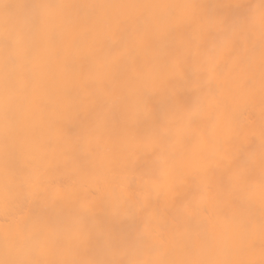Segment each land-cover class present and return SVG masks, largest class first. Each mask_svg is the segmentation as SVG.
Wrapping results in <instances>:
<instances>
[{
    "label": "clouds",
    "instance_id": "obj_1",
    "mask_svg": "<svg viewBox=\"0 0 264 264\" xmlns=\"http://www.w3.org/2000/svg\"><path fill=\"white\" fill-rule=\"evenodd\" d=\"M104 7H86L98 0H0V34L6 30L3 20L27 40L46 42L50 33L69 27L79 29V21L89 15L121 12L142 15L156 23L188 19L187 29L177 38L180 62H169L174 71L156 72L141 80L132 89H121L99 97L102 110L95 106L76 107L73 126L68 129L55 112L46 121L33 127L24 114L22 95L17 100L21 118L11 125L6 117L8 91L0 86V185L11 177L9 161L35 156L58 126L80 136L85 155L93 164L111 159L127 179V190L108 191L88 217L86 242L64 237L61 246L67 254L50 250L40 255L36 239L26 232L7 227L9 209L0 203V264H53L69 260L76 264H183L194 259H211L221 264H264V240L257 232L251 245H241L227 229L215 228L200 234L195 223L181 229L166 245L153 243L146 228L155 231L157 220L151 213H160L169 220H179L184 197L166 204L153 200L148 206L141 202L140 192L153 173L167 171L173 179L184 174L190 147L185 137L192 131L194 120L206 121L201 129L204 146L199 156L214 158L210 144L223 143L227 166L248 169V179L235 196L245 209L259 218L264 209V112H262L259 76L261 49L264 47V0H102ZM118 4L121 7H111ZM167 44V38L162 37ZM226 41L230 48L221 56ZM151 58L154 53H144ZM239 56L251 65L257 80L254 93L242 91L225 98L217 106H209L206 97L215 83L214 66ZM151 64L146 65L150 68ZM190 101L186 102V98ZM198 106H202L196 112ZM153 141V143H149ZM65 142L61 141V150ZM47 216L65 215L69 209L58 204L37 201Z\"/></svg>",
    "mask_w": 264,
    "mask_h": 264
},
{
    "label": "snow or ice",
    "instance_id": "obj_2",
    "mask_svg": "<svg viewBox=\"0 0 264 264\" xmlns=\"http://www.w3.org/2000/svg\"><path fill=\"white\" fill-rule=\"evenodd\" d=\"M84 6L105 5L98 0L96 4ZM110 6L121 7L118 4ZM3 7L4 4L0 3V8ZM79 22L83 24L79 29L69 27L59 33H50L47 51L50 55H58L61 48L67 45L85 54L89 73L85 76V85L96 97L97 109L102 110L99 97L104 94L130 90L156 72L174 71L169 58L174 56L175 65L179 64L181 52L177 38L186 31L188 19L156 23L142 15L113 12L89 15ZM3 23L7 28L0 34V86L8 91L6 117L11 125H15L21 118L17 100L29 89L39 86V77L31 66L41 55V43L35 39L27 40L15 30L10 18L4 19ZM162 37L167 38L166 45ZM230 46L231 41H226L219 54L223 56ZM146 50H152L154 55L149 58L144 54ZM149 64L151 67L146 68ZM93 72L107 74L111 78L110 85L100 88L91 74ZM213 72L215 83L206 97L209 106H219L235 93H254L256 90L254 70L251 65L245 66L239 56L233 57L230 62L215 65ZM259 88L264 105V47L261 49ZM201 107L198 106L195 111L199 112ZM206 123L194 120L192 131L185 137L190 152L183 175L173 179L166 170L158 171L154 165L151 179L143 185L140 196L144 206L153 200L166 204L175 202L181 196L185 200L179 220H169L160 213L150 214V220H157L156 229L146 228L145 234L153 243L166 245L177 235H182L181 229L191 223H195L200 234H208L218 227L227 229L241 245H251L257 232L264 240V209L257 220L256 214L245 209L235 196L236 190L248 179V169L222 164L221 160L226 156L223 143L210 144V151L214 153V158H209L214 161L212 165L194 167L191 163L206 143L201 133ZM61 141L65 142L63 150ZM85 153L81 137L58 126L35 156L23 161L17 160L14 155L10 158L11 177L7 183L0 185V203L9 209L7 227L26 232L36 239L40 255H47L50 250L67 254L68 250L61 246L64 237L86 242V223L98 201L117 187L121 193L127 190V179L111 159L93 165ZM41 199L45 204H58L69 211L65 215L47 216L37 207V201ZM20 264L33 262L22 261ZM53 264L76 262L59 260ZM183 264L221 262L194 259Z\"/></svg>",
    "mask_w": 264,
    "mask_h": 264
},
{
    "label": "bare ground",
    "instance_id": "obj_3",
    "mask_svg": "<svg viewBox=\"0 0 264 264\" xmlns=\"http://www.w3.org/2000/svg\"><path fill=\"white\" fill-rule=\"evenodd\" d=\"M48 47L47 41L41 43V55L31 66L39 77V86L24 94V114L33 127L39 128L49 113L54 111L65 122L64 126L71 129L77 105L81 101L84 106L96 104L92 90L85 85V76L89 74L88 63L83 52H77L67 45L61 48L58 55H50ZM91 74L100 88L110 85L111 78L107 74ZM189 101L190 97H187L186 102ZM191 163L194 167H199L210 166L214 161L202 159L198 155Z\"/></svg>",
    "mask_w": 264,
    "mask_h": 264
}]
</instances>
